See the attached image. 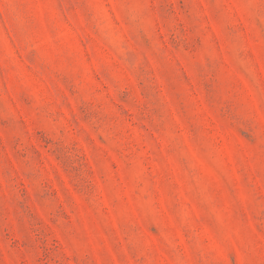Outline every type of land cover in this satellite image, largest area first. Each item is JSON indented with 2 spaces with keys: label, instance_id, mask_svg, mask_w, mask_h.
<instances>
[{
  "label": "rangeland",
  "instance_id": "obj_1",
  "mask_svg": "<svg viewBox=\"0 0 264 264\" xmlns=\"http://www.w3.org/2000/svg\"><path fill=\"white\" fill-rule=\"evenodd\" d=\"M0 264H264V0H0Z\"/></svg>",
  "mask_w": 264,
  "mask_h": 264
}]
</instances>
